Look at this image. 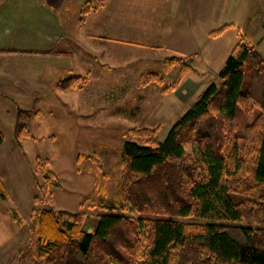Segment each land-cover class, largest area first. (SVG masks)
I'll return each instance as SVG.
<instances>
[{"label": "trees", "instance_id": "obj_1", "mask_svg": "<svg viewBox=\"0 0 264 264\" xmlns=\"http://www.w3.org/2000/svg\"><path fill=\"white\" fill-rule=\"evenodd\" d=\"M90 10L85 8L82 14ZM232 26L209 35L217 38ZM179 65L173 84L148 73L140 77L139 87L157 84L164 94L175 91L192 66L176 56L163 62L165 73ZM218 79L163 142L148 140L157 129L129 131L143 143L127 140L122 148L118 207L122 214L99 216L89 232L85 213L35 207L29 241L17 264H264V58L249 37L239 33ZM86 84V78L75 76L58 87L67 91ZM239 109L246 115L258 110L242 135L237 134ZM41 114L36 108L17 109L18 145L34 138L29 125ZM3 142L0 132V146ZM48 165L49 161L36 159L35 174L42 178L37 182L36 206L51 205L49 185H61ZM0 194L5 198L1 180ZM11 214L17 225H25L16 209ZM189 218L205 222L186 221Z\"/></svg>", "mask_w": 264, "mask_h": 264}, {"label": "rangeland", "instance_id": "obj_2", "mask_svg": "<svg viewBox=\"0 0 264 264\" xmlns=\"http://www.w3.org/2000/svg\"><path fill=\"white\" fill-rule=\"evenodd\" d=\"M119 1L109 0L106 12L110 16L99 11L106 0H65L59 11L62 23L70 30L66 42L59 46L80 56L79 66L70 77L86 78L87 84L84 90L58 98L57 105L47 104L46 95H36L43 101L40 106L19 103L20 109L36 108L42 116L31 121L29 130L34 138L23 140L22 154L15 152L11 159H1L0 180L6 196L0 194V264L18 263L20 251L29 241V221L35 207L85 213L89 232L94 231L99 216L122 214L118 208L122 148L127 140L143 143L129 131L157 129L148 140L163 142L207 87L220 82L218 73L238 43L239 33L249 37L264 58V0H194L191 10L183 1L152 0L159 1L157 7L152 5L156 11L160 9L165 17L166 12L175 13L179 23V16L190 13L197 17L177 35L166 31L158 35V26L146 22H152L151 15H145L150 14L148 11H138L143 19L136 27L131 23L133 19L123 17ZM85 8H91L88 14L99 12L90 24L84 25L88 15L82 14ZM127 12L129 16L132 10ZM158 16L156 21L164 20ZM227 24L233 26L219 37L209 35ZM104 32L112 41L96 42L92 47V42L85 40L89 33ZM88 49L96 53L87 54ZM173 56L184 58L193 69L180 80L175 91L164 94L157 84L139 87L140 77L148 73L158 74L167 84H173L182 66L169 73L163 70L165 59ZM103 62L108 65L101 67ZM47 93L53 95L51 91ZM257 114L258 110L246 115L239 109L238 135L244 134L245 126ZM186 148L190 151L188 145ZM85 156L95 160L82 159ZM37 158L49 161L47 168L60 179V186L49 185L51 205H34V198L39 195L37 182H42L40 174H35ZM12 209L24 217L25 225L16 224ZM186 221L205 222L195 218Z\"/></svg>", "mask_w": 264, "mask_h": 264}, {"label": "crops", "instance_id": "obj_3", "mask_svg": "<svg viewBox=\"0 0 264 264\" xmlns=\"http://www.w3.org/2000/svg\"><path fill=\"white\" fill-rule=\"evenodd\" d=\"M182 1L188 3L187 7L190 10L195 7L194 0H179L180 3ZM64 2L65 0H0V132L4 136V142L0 146V163L1 159L10 158L12 153L22 154L23 141L18 145L14 138L15 116L17 109L20 108V102L40 106L43 101H39L36 95H46L47 104L57 105L58 98L68 96L75 90L80 91V89L64 91L58 87L60 82L65 81L64 79L71 78L70 75L79 66L80 57L73 51L62 50L59 46L66 42L70 34V30L62 23L59 16ZM158 3L159 1L152 0H120L118 5L123 17L136 21H131L136 27H139L137 25L143 19L142 13L138 14V11H148L150 14L145 13V15H151L152 22L145 21L153 27L158 26L155 27L158 35L165 31L177 35V32L185 30L188 22L191 26V22L195 20V16L190 13L179 16L180 23L174 17L175 13L166 12L165 17L159 13L160 9L156 11L153 7H157ZM108 4L109 0H106V5L99 11L102 10L110 16L108 11L106 12ZM129 10L132 12L128 16ZM99 11L88 14L84 25L90 24ZM157 16L164 20L156 21ZM88 35L85 40L92 42V47L96 42L112 41L106 32L103 35L93 33ZM141 45L147 46L143 43ZM95 53L88 49L87 54ZM87 58L90 59L88 56ZM103 65L108 63L103 62L101 67ZM48 91L53 95L47 96Z\"/></svg>", "mask_w": 264, "mask_h": 264}]
</instances>
